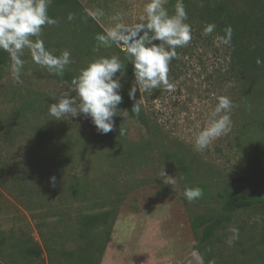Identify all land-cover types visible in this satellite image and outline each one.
Instances as JSON below:
<instances>
[{"label":"rangeland","instance_id":"rangeland-1","mask_svg":"<svg viewBox=\"0 0 264 264\" xmlns=\"http://www.w3.org/2000/svg\"><path fill=\"white\" fill-rule=\"evenodd\" d=\"M57 1L48 10L57 14V24L45 25L40 38L55 55L70 51L72 63L67 71L78 75L101 57L123 60L126 52L121 47L92 44L98 35L92 24L80 11L71 13ZM77 1L105 32L113 27L117 13L123 14L125 23L137 22L149 2ZM225 1L231 11H247L254 3L264 2ZM176 3L168 0L169 12ZM195 9L199 7L187 9V14L196 13ZM64 20L75 22V27L58 29ZM191 34L190 43L176 49L177 58L169 65L168 77L176 90L137 89L136 96L151 118L149 129L128 112L125 118H114L115 128L107 134H100L91 119L83 116L56 120L48 112L56 102L52 95L71 84L59 82L35 63L28 49L22 57L21 82H15L11 58L7 59L0 81V118L9 119L19 102H33L36 107L29 121L9 119L14 126L0 131V264H93L98 250L85 248L75 223L79 216L94 212H113L110 229L89 233L97 243L107 241L99 264H203L197 251L202 229L192 228L194 219L202 216L213 222L224 216L218 202L226 190L246 198L264 197V96L261 101H246L238 85L224 78L228 50L214 33L192 29ZM121 84L119 108L127 110L123 99L135 81L121 76ZM259 85L264 89V80ZM220 96L233 102L232 130L196 151L195 136L208 125ZM19 127L22 134L13 139ZM180 159L190 166L189 183L178 165ZM163 167L175 177L173 185L159 178ZM52 176L60 178L59 190H38L37 185ZM81 176L93 184L96 200L90 195L86 199L69 195L68 179ZM189 187L201 189L202 195L189 201L184 195ZM46 195L51 204L38 202ZM228 217L207 248L209 264H264V211ZM231 227L239 229V239L229 246ZM29 245L41 248V257L29 256L25 251ZM65 251L75 253L63 257Z\"/></svg>","mask_w":264,"mask_h":264},{"label":"clouds","instance_id":"clouds-1","mask_svg":"<svg viewBox=\"0 0 264 264\" xmlns=\"http://www.w3.org/2000/svg\"><path fill=\"white\" fill-rule=\"evenodd\" d=\"M52 2L53 0H0V50L10 54L15 82H21L25 49L30 51L35 63L58 77H63L67 66L72 63L69 50L55 55L45 47L40 38L45 25L57 24L48 15ZM167 3L168 0H149L144 7V14L131 24L125 23L123 14L117 13L112 17L113 27L96 37L105 46L121 47L127 58H130L135 85L128 95L134 101L132 111L136 114L141 111L139 100H136L137 89L148 91L163 87L169 92L176 90V85L168 77L169 65L177 58L176 49L187 46L192 39V28L186 22L188 14L183 0H177L174 13L171 14L166 7ZM72 18L70 13L68 19ZM215 27L214 23L208 24L204 34H212ZM224 31L226 35L220 38L219 43L228 45L232 29L228 26ZM256 62L264 63L260 58ZM126 67L117 56L93 60L71 80L69 88L58 95H52L56 102L50 104L49 114L56 120L83 116L91 119L100 134L113 131L114 118H125L127 114V110L119 108L122 103L121 76ZM233 107L229 97L218 98L216 106L209 113L208 125L195 136L193 147L196 151L205 150L215 139L231 132ZM159 178H162L164 184L175 183V177L168 175L164 167ZM50 181L54 186L56 177L52 176ZM184 195L192 201L200 197L202 191L199 188H188ZM229 231L232 235L227 243L232 246L239 239V229L231 227Z\"/></svg>","mask_w":264,"mask_h":264},{"label":"trees","instance_id":"trees-1","mask_svg":"<svg viewBox=\"0 0 264 264\" xmlns=\"http://www.w3.org/2000/svg\"><path fill=\"white\" fill-rule=\"evenodd\" d=\"M58 4L66 6L69 11L81 12V17L92 24L94 32L97 34H105L106 32L101 28V26L92 18V16L82 7V5L77 0H58ZM186 12L187 9L198 6L199 9H195L196 13L188 14V20L186 21L191 25V28L196 32H203L208 24H215L214 35L219 39L225 37L224 29L228 26L232 29L231 42L226 46L227 52V76L229 82L237 84L239 87V94L246 101H261L264 96V89L259 85L262 80H264V63L257 64V58L264 61V2L254 3L248 7L247 11H231L225 0H212L210 3L205 4L204 0H183ZM175 10V9H174ZM174 10L170 12L174 13ZM48 15L52 18H56L57 14L48 12ZM75 22H68L65 20L61 23L58 29H66L72 26L75 27ZM71 27V28H72ZM97 37V36H96ZM95 37V39H96ZM98 40H91L92 44H96ZM158 43V42H157ZM120 51V50H119ZM121 54L123 52L120 51ZM7 59H10V55L4 51L0 50V81H2V72L5 70V63ZM122 62L127 65L125 72L122 76L135 81L133 66L130 63V58L124 56ZM120 75V73H117ZM77 75L73 72L65 70L63 77H54L61 83L71 84V80ZM136 100H139L141 105V111L136 114L132 111L134 101L129 98L127 94L123 99V104L127 109L130 116L139 124L143 125L145 128H150L151 118L149 117L147 111L142 105L141 99L136 96ZM36 105L32 102L25 104L22 102L17 103L13 106L11 115L9 119L15 120H27L28 116L33 114ZM9 119L0 118V131L8 132L9 127H13V122L9 123ZM29 121V120H27ZM18 125V124H15ZM19 127L13 134L12 138H18L22 133V128ZM15 135V136H14ZM258 149H262V145H257ZM3 159V158H2ZM178 165L182 169L187 180L190 179V166L185 162V160H178ZM61 177V174L58 175ZM1 177V173H0ZM191 180L188 181V183ZM60 178L57 180L55 185L51 183L50 179L43 182V184L37 185L38 190H59ZM67 187V186H66ZM192 188V187H189ZM68 193L71 197H77L79 199H86L88 195L92 197L93 200L97 198V192L94 190L93 184L85 183L83 177H71L68 179ZM221 202H218V208L225 215H221L219 218L210 222L207 218L199 216L196 217L192 223V228L197 231L202 229V239L201 243L197 248L198 253L201 256L203 264H209V254L208 246L211 243L212 238L215 235L217 229L223 226V223L229 220L228 215L238 213V212H248V211H264V197H251L246 198L243 194H238L230 190H226L225 193L219 195ZM51 197L46 195L41 197L38 202L49 205L51 204ZM113 212H103V213H89L79 216L75 225L80 228L79 234L84 240L85 248L90 251L98 250V258L95 264L101 262V258L104 255L106 242L97 243L95 239L91 238L89 233L91 231L96 232L99 228H111L109 226V220ZM41 227V226H40ZM103 228V229H104ZM106 230V229H104ZM27 254L31 257L39 258L42 255L41 248L29 245L25 248ZM100 252V253H99ZM75 251H65L62 256L73 255ZM93 263V264H94Z\"/></svg>","mask_w":264,"mask_h":264}]
</instances>
